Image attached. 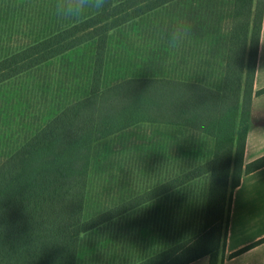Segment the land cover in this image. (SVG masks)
<instances>
[{"label":"trees","instance_id":"obj_1","mask_svg":"<svg viewBox=\"0 0 264 264\" xmlns=\"http://www.w3.org/2000/svg\"><path fill=\"white\" fill-rule=\"evenodd\" d=\"M263 6L109 0L0 49V264H77L81 235L203 177V230L137 264H223L232 191L264 168V155L243 161L251 101L264 93L253 91ZM177 20L190 34L173 50L164 30ZM25 77L52 99L47 111L20 91ZM156 158L180 164L136 191L125 160L147 169ZM96 178L116 182L113 199L93 193Z\"/></svg>","mask_w":264,"mask_h":264},{"label":"rangeland","instance_id":"obj_2","mask_svg":"<svg viewBox=\"0 0 264 264\" xmlns=\"http://www.w3.org/2000/svg\"><path fill=\"white\" fill-rule=\"evenodd\" d=\"M55 2L0 0V49H13L51 30L55 23ZM27 78L18 81V86L22 87L20 91L29 95L33 103L38 102L36 108L47 111L51 98L42 100L39 92H33L36 80ZM127 160L128 174L124 178H128L130 186L138 192L165 181L180 164V161L156 158L150 167L141 169L137 161ZM104 180L96 178L93 181L92 191L99 199L115 196L111 191L117 189L116 182L106 186L100 183ZM208 183L207 177L194 180L175 193L150 201L81 235V253L77 264H137L152 254L195 236L203 230ZM223 232L224 224L221 225V239Z\"/></svg>","mask_w":264,"mask_h":264},{"label":"crops","instance_id":"obj_3","mask_svg":"<svg viewBox=\"0 0 264 264\" xmlns=\"http://www.w3.org/2000/svg\"><path fill=\"white\" fill-rule=\"evenodd\" d=\"M264 20V6H263ZM264 88V21L259 36L253 91ZM43 95V94H41ZM46 98H50L49 96ZM53 104L50 100V106ZM49 106V107H50ZM264 155V93L254 96L245 141L244 165ZM117 219V218H116ZM264 168L243 175L232 191L223 264H264ZM258 245L233 257L229 255L252 244ZM208 257L191 264H208Z\"/></svg>","mask_w":264,"mask_h":264},{"label":"clouds","instance_id":"obj_4","mask_svg":"<svg viewBox=\"0 0 264 264\" xmlns=\"http://www.w3.org/2000/svg\"><path fill=\"white\" fill-rule=\"evenodd\" d=\"M109 0H56L54 11L62 21H74L86 12L102 11L108 6ZM165 44L169 49L179 48L190 34V26L182 20H177L171 27L164 30Z\"/></svg>","mask_w":264,"mask_h":264}]
</instances>
